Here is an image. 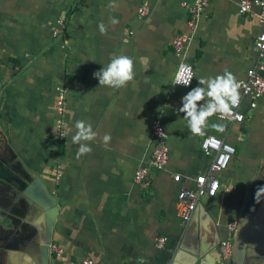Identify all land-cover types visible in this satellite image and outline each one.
I'll use <instances>...</instances> for the list:
<instances>
[{"label": "crops", "instance_id": "1", "mask_svg": "<svg viewBox=\"0 0 264 264\" xmlns=\"http://www.w3.org/2000/svg\"><path fill=\"white\" fill-rule=\"evenodd\" d=\"M144 1L150 10L140 18ZM112 2L0 0V248L6 250V236L27 226L42 235L38 246L51 240L63 251L58 256L51 250V264L230 261L222 252L228 226L234 222L237 228L247 195L264 180V96L251 108L238 89L245 121L231 123L214 114L201 136L191 133L177 109L198 79L227 70L238 81L256 64L259 8L241 13L240 0H213L178 55L172 42L187 31L185 4L193 0H114L110 8ZM110 18L119 23L112 25ZM101 23L106 34L100 33ZM56 27L63 29L61 37L54 35ZM119 55L134 61V80L120 89L100 86L93 73ZM181 61L194 67L190 87L174 83ZM60 85L68 87V111L65 138L58 143L53 129ZM79 120L98 135L86 142L91 153L77 159L79 145L72 136ZM156 120L168 133L169 162L162 170L151 169L144 187L135 174L150 160ZM105 134L111 137L107 144ZM207 135L224 139L237 152L232 166L218 174V193L203 197L191 221L183 223L177 196L210 170L213 157L201 148ZM58 152H63L62 178L53 193ZM160 237H166L161 246Z\"/></svg>", "mask_w": 264, "mask_h": 264}, {"label": "built area", "instance_id": "2", "mask_svg": "<svg viewBox=\"0 0 264 264\" xmlns=\"http://www.w3.org/2000/svg\"><path fill=\"white\" fill-rule=\"evenodd\" d=\"M213 0H193L192 4H185L188 10V29L185 32L178 34L172 45L175 52L179 55L188 44L193 33L198 25V22L205 11L207 5ZM254 7L259 8V17L262 23V30L254 41V50L257 53L256 64L249 68L244 78L237 81L239 84V90L243 96L250 98L251 108H255L258 105L259 100L264 96V0H240L239 11L241 13H248L253 10ZM150 10L149 3L144 1L138 10L140 18L148 15ZM62 24V21H60ZM64 34L63 29L55 28L54 35L61 37ZM192 77V82L195 77V70L191 63L181 61L174 76V83L177 81H183L184 79ZM191 82V84H192ZM184 87L183 85H178ZM55 110L57 113L55 134L58 139V143L64 140L66 134V114L68 111V87L58 86ZM242 98L240 97L239 106L233 108L229 114L221 116L217 113L215 115L229 120L231 123L244 122L246 114L241 110ZM161 131L163 133H161ZM152 132L154 137V147L151 151L150 160L140 166L135 174V181L144 187H148L150 184V170L151 169H164L169 162V146H168V133L164 125L156 120L152 126ZM161 133V134H160ZM202 150L212 155V162L210 170L207 174L197 176L194 186L183 187L177 196V214L183 223H188L199 202L203 197L215 196L221 186L218 174L224 171L232 158L236 155L237 148L226 142L224 139L214 135L204 136L201 141ZM62 152H58L54 158V165L52 172L54 175L55 188L53 187V193L57 192L58 184H60L62 178ZM176 181L181 178L180 174L174 176ZM230 236L222 241V250L226 258L232 256L233 248V234L236 228V223H231L229 226ZM166 241V237H160L158 239V245H163ZM51 250L56 252L58 256L63 254V251L55 245L50 246ZM70 264H93L90 259H84L80 262H71Z\"/></svg>", "mask_w": 264, "mask_h": 264}, {"label": "clouds", "instance_id": "3", "mask_svg": "<svg viewBox=\"0 0 264 264\" xmlns=\"http://www.w3.org/2000/svg\"><path fill=\"white\" fill-rule=\"evenodd\" d=\"M116 5L114 0L109 4L110 8ZM110 23L116 25L119 20L110 18ZM101 34L107 33V28L103 23L99 25ZM94 78L99 82L100 86H106L113 89L126 87L127 84L134 80V61L125 55H119L111 59L106 67H102L93 73ZM192 77H188L183 81H177L176 85L190 87ZM202 85H206L203 87ZM239 84L235 76L225 70L223 75H218L214 78H200L197 80V86L181 97V107L177 109L178 113H183L187 120L188 128L194 136L204 134V129L207 126L208 118L214 114L221 116L229 114L233 108L239 106L240 94ZM76 132L72 136V143L79 145L77 151V159L83 155L90 154L92 148L89 143L96 139L98 133L93 131L91 124H86L83 120L76 121ZM222 130V129H221ZM54 133L56 132L53 129ZM161 133H163L161 131ZM160 133V134H161ZM111 137L105 134L103 141L107 144ZM264 195V184L257 185L254 190L253 199L259 202V198ZM137 264H145L143 258H138Z\"/></svg>", "mask_w": 264, "mask_h": 264}, {"label": "water", "instance_id": "4", "mask_svg": "<svg viewBox=\"0 0 264 264\" xmlns=\"http://www.w3.org/2000/svg\"><path fill=\"white\" fill-rule=\"evenodd\" d=\"M255 182H258V179ZM245 201L233 234L231 262L223 258L222 264H264V195L259 198V202H256L253 196L248 194ZM40 236L42 238L40 232L37 231L33 243L37 253L30 252L21 246L19 251L11 249L2 254V262L4 264H51V240L43 239L42 246H38L37 239ZM203 251L204 248L201 246L196 249L195 254L199 256L196 262L200 263L199 258Z\"/></svg>", "mask_w": 264, "mask_h": 264}, {"label": "flooded vegetation", "instance_id": "5", "mask_svg": "<svg viewBox=\"0 0 264 264\" xmlns=\"http://www.w3.org/2000/svg\"><path fill=\"white\" fill-rule=\"evenodd\" d=\"M259 179V178H258ZM264 184V180L262 181ZM14 222V220H13ZM14 235V237L12 236ZM10 237L9 235L5 238V244L3 247L0 248V264H4L1 259V255L4 254L7 250L11 249H21V246H23L26 250H29L30 252H36V247L33 245L34 240L37 236V231L34 230V228H30L25 226L24 229L19 228L15 233H13ZM5 250V251H4ZM51 252V256H52Z\"/></svg>", "mask_w": 264, "mask_h": 264}, {"label": "rangeland", "instance_id": "6", "mask_svg": "<svg viewBox=\"0 0 264 264\" xmlns=\"http://www.w3.org/2000/svg\"><path fill=\"white\" fill-rule=\"evenodd\" d=\"M232 159H233V158H232ZM231 164H232V160H231V163H229V167H231V166H232Z\"/></svg>", "mask_w": 264, "mask_h": 264}, {"label": "trees", "instance_id": "7", "mask_svg": "<svg viewBox=\"0 0 264 264\" xmlns=\"http://www.w3.org/2000/svg\"><path fill=\"white\" fill-rule=\"evenodd\" d=\"M62 154H63V152H62Z\"/></svg>", "mask_w": 264, "mask_h": 264}]
</instances>
